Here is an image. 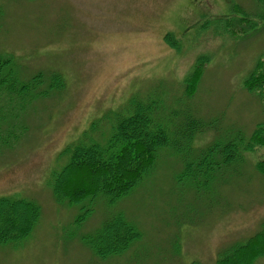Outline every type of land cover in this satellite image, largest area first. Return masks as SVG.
I'll return each instance as SVG.
<instances>
[{
	"label": "rangeland",
	"instance_id": "1",
	"mask_svg": "<svg viewBox=\"0 0 264 264\" xmlns=\"http://www.w3.org/2000/svg\"><path fill=\"white\" fill-rule=\"evenodd\" d=\"M228 19L245 33L226 32ZM0 56L11 58L8 68L18 77L57 72L64 81L22 115L15 98L10 106L7 98L0 102V115L20 116V127L8 122L14 137L0 145V197L39 207L21 243L0 245V264H215L224 248L260 229L264 175L255 167L264 148L244 154L239 176L230 174L225 187L204 196L177 181L181 161L162 149L130 193L107 206L95 202L80 223V205L58 202L51 183L69 160L65 146L94 122L95 138L107 132L115 118L128 114L131 96L150 95L158 104L165 93L168 120L175 112L198 110L210 125L196 135L193 148L249 137L258 124L264 126V108L243 86L264 58L263 2L0 0ZM197 61L202 76L187 99L183 80ZM113 214H122L140 237L122 254L101 259L83 239ZM253 264H264V256Z\"/></svg>",
	"mask_w": 264,
	"mask_h": 264
},
{
	"label": "trees",
	"instance_id": "2",
	"mask_svg": "<svg viewBox=\"0 0 264 264\" xmlns=\"http://www.w3.org/2000/svg\"><path fill=\"white\" fill-rule=\"evenodd\" d=\"M258 1L264 4V0ZM233 21L228 19L225 23V31L231 34L237 31ZM171 39L167 37L166 41L170 43ZM11 65V58L0 56V78L3 77L0 79V102L7 98L10 106L15 104L11 98H15L17 112L21 115L29 104L48 97L49 93L62 89L64 85L60 73L38 72L29 78H21L15 75L13 68H8ZM201 73L197 61L184 80L183 93L187 99L195 93ZM243 85L264 108V58L256 62ZM145 98L154 100L150 95ZM146 99L131 98L128 114L115 118L107 132L98 133L95 138L96 123H93L62 150L69 160L53 174L52 191L58 202L80 205L78 223L93 210L95 202L107 206L130 193L153 170L162 149L177 155L181 161L183 167L177 181L191 192L204 196L211 188L225 187L231 181L226 178L230 174L239 176L237 168L244 164L243 153L264 147V126L258 124L249 138L238 134L224 143L218 141L193 148L191 145L196 135L210 125L199 119L198 110L192 114L175 112L168 120L170 110L167 112L165 106L168 101L165 93L161 94L158 104L155 100L148 103ZM18 113L12 115L9 112L8 117L0 115V145L7 144L14 137V133L9 132L14 127L8 129L10 120L16 122L13 126L20 127ZM255 168L264 175V158L256 163ZM177 205L183 206L182 202ZM38 217L39 207L35 203L16 196L0 197V245L21 243L31 233ZM139 237L136 228L122 214H113L105 217L101 227L83 241L96 256L106 259L122 254ZM263 256L264 220L260 229L247 240L223 249L215 264H253Z\"/></svg>",
	"mask_w": 264,
	"mask_h": 264
}]
</instances>
